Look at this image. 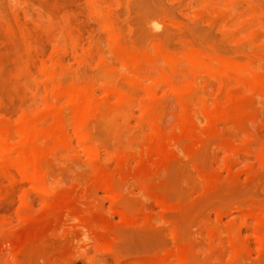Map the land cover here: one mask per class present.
<instances>
[{
    "label": "rangeland",
    "instance_id": "1",
    "mask_svg": "<svg viewBox=\"0 0 264 264\" xmlns=\"http://www.w3.org/2000/svg\"><path fill=\"white\" fill-rule=\"evenodd\" d=\"M122 48L153 51L150 63H140L152 64L155 76H141L145 66L141 79L134 78ZM261 53L264 0H0V129L8 127L12 142L21 128L37 125V120L48 123L49 131L53 117H48L60 101L62 112L70 106L63 119L71 147L67 142L41 154V163L36 161L39 181H27L11 169V181L19 184L7 183L10 179L0 174L5 177L0 179V264H264ZM160 55L177 64L171 68L174 74ZM154 61L173 78L172 86L158 83L155 95L148 91L150 79L159 73ZM217 63L224 67L221 72ZM229 66L245 80L230 73ZM232 79L239 82L226 88L221 84L224 93L221 86L218 90L221 80ZM129 83L147 87L143 91ZM173 85L179 86L176 92ZM82 99L87 106L79 104ZM205 107L209 115L201 113ZM76 113L80 117L74 118ZM79 118L84 123L80 119L82 126L78 123L75 131ZM12 127L18 128L17 135ZM78 131L84 136L78 137ZM88 144L87 153L82 147ZM116 153L120 161L114 160Z\"/></svg>",
    "mask_w": 264,
    "mask_h": 264
},
{
    "label": "bare ground",
    "instance_id": "2",
    "mask_svg": "<svg viewBox=\"0 0 264 264\" xmlns=\"http://www.w3.org/2000/svg\"><path fill=\"white\" fill-rule=\"evenodd\" d=\"M263 21V20H262ZM117 37H118V35H117ZM28 44V43H27ZM163 47V46H162ZM139 50V49H138ZM159 51H160V49H158ZM140 51H141V49H140ZM203 51V50H202ZM148 52V51H147ZM153 52V51H152ZM152 52L150 53H146V52H135V50L134 51H131V50H128V49H123L122 48V56H123V61H124V63H125V65H127V67L129 66V70H130V72H131V74H132V76L134 77V78H136V79H141L140 77L141 76H145L146 74V78L148 77V75H150V76H152V75H154L155 76V73L154 74H152V73H150L151 72V70H153L150 66L152 65V64H148V63H150L152 60H153V58L154 57H152L153 55H152ZM258 53V52H257ZM151 54V55H150ZM186 54V53H185ZM262 54V53H261ZM264 54V53H263ZM263 54L262 55H260V56H263ZM154 56H155V54H154ZM159 56V55H158ZM158 56L157 57H155L156 58V60H159V59H161V58H163L165 61H167L168 59L167 58H165L164 56L162 57L161 55H160V58L159 59H157L158 58ZM200 56H203V54H201ZM205 56L206 55H204V57L203 58H205ZM213 56V55H212ZM207 57H209V56H207ZM215 57V56H214ZM188 58V57H187ZM186 58V59H187ZM200 58H202V57H200ZM211 58V57H210ZM264 58V57H263ZM163 59H161V62H162V60ZM167 59V60H166ZM140 60H144L145 62H148L147 64L148 65H145V66H147L148 67V69H149V67L151 68V70L149 69H147L146 71L148 72V73H145L144 71V75H141L140 76V70H142V69H145L146 67L144 66V65H142L143 64V61H142V63H140L141 61ZM155 60V61H156ZM205 60V59H204ZM204 60H202V61H204ZM207 60V59H206ZM205 60V61H206ZM255 60V59H254ZM154 61V62H155ZM184 61V60H183ZM191 61H193V60H191ZM191 61H189V62H191ZM201 61V60H200ZM213 61V60H212ZM216 61V60H215ZM214 61V62H215ZM251 61V60H250ZM261 61V60H260ZM157 62H160V61H157ZM160 62V63H161ZM218 62V61H217ZM248 62V61H247ZM160 63H158V65L160 66L161 64ZM164 63V62H163ZM162 63V65H164ZM166 63H168L167 65H166V68L168 67H170V69L172 68V67H174V69L176 68L175 66L177 65H174L173 66V62H172V64L170 65V61H167ZM165 63V64H166ZM192 63V62H191ZM209 64H211V62H208ZM206 64V67L209 65V64ZM246 63V62H245ZM257 63V62H256ZM255 63V64H256ZM259 64L258 65H255V66H257V68L259 67V65H260V62H258ZM183 64V63H182ZM181 64V65H182ZM212 64L214 65V63L212 62ZM220 64L221 63H219V67H218V63H217V68H220L221 66H220ZM226 64V63H225ZM247 64H249V63H246V65ZM253 64V63H252ZM140 65L142 66V67H144V68H142L141 67V69H140ZM150 65V66H149ZM153 65H157L156 64V62L155 63H153ZM181 65H179V63H178V67L179 66H181ZM188 65V63H186L185 64V66H187ZM223 65V64H222ZM231 65V64H230ZM241 65V64H240ZM262 65V64H261ZM154 66V67H155ZM183 66V65H182ZM189 66V65H188ZM193 66H196V65H193ZM198 67H200V68H202V65L201 66H199V65H197ZM214 66H216V63H215V65ZM28 67V66H27ZM120 67V66H119ZM191 67V66H190ZM204 67L205 66H203V70H204ZM252 67V66H251ZM250 67V68H251ZM253 67H254V65H253ZM122 68V67H121ZM158 71H157V73H158V75L156 76V77H154L153 79H150V80H153V81H151L152 82V86L150 87L149 86V89H148V91L150 92V93H153L154 95H155V93L154 92H156V91H158L159 90V88H157V90L156 91H154L155 89H154V87H158L157 85H158V83H159V87H162V86H160V82H161V85H164V83H166L165 85H167V84H169L170 86H172L171 84L173 83V82H171L172 81V77H170L169 76V74L168 75H166V74H164V70L162 69V68H160V69H162V73L159 71V69H158V66H156L155 67ZM183 68V67H182ZM188 67H186V69H187ZM200 68H198L197 70H199ZM214 68H216V67H214ZM214 68H213V70L210 72L211 74H213V72H214ZM224 68V67H223ZM222 67L219 69V71L218 72H221V69H223ZM228 68H230V66L228 67ZM257 68H255V69H257ZM261 68H262V66H261ZM260 68V69H261ZM169 69V70H170ZM181 68H179V70H180ZM190 69V68H189ZM189 69H188V71H189ZM192 69V68H191ZM190 69V72L189 73H191L193 76H194V74L196 75V73L197 72H195V70L194 69H192L191 70ZM202 69H201V71H202ZM212 69V68H211ZM241 69V68H240ZM254 69V68H253ZM254 69V70H255ZM259 69V68H258ZM106 70V69H105ZM125 70V69H124ZM155 70V69H154ZM206 70V69H205ZM204 70V71H205ZM229 71H230V73L231 72H233L234 74H235V72L233 71L234 69H228ZM237 70V69H236ZM235 70V71H236ZM253 70V71H254ZM56 71V70H55ZM156 71V70H155ZM154 71V72H155ZM171 71H172V69H171ZM182 71V70H181ZM186 71V70H185ZM200 71V70H199ZM198 71V72H199ZM207 71V70H206ZM223 71V70H222ZM229 71H227L228 73H229ZM256 71H258V70H256ZM260 71H262V70H260ZM142 72V71H141ZM153 72V71H152ZM174 71H172V73H173ZM176 72V71H175ZM177 72H180V71H177ZM176 72V73H177ZM187 72V71H186ZM186 72H183L184 74L186 73ZM194 74H193V73ZM208 72V71H207ZM226 72V74L227 75H229V76H231L232 77V75L234 76V74H228ZM237 72V71H236ZM242 72H244V71H242ZM248 72V71H247ZM263 72H264V70H263ZM150 73V74H149ZM169 73V72H168ZM172 73H170L171 75H172ZM183 73H180V74H183ZM202 73V72H201ZM204 73V72H203ZM238 73V72H237ZM115 74V73H114ZM174 74V73H173ZM188 74V73H187ZM204 74H206V73H204ZM208 74V73H207ZM215 74V73H214ZM239 75H241L240 74V71H239V73H238ZM243 75H245L244 73H242ZM250 74V73H249ZM262 74V73H261ZM113 75V74H112ZM200 75V74H199ZM198 75V76H199ZM218 74H216V76H217ZM236 76H239V75H237V74H235ZM248 75V74H247ZM173 76V75H172ZM209 76H211L210 74H209ZM216 76L214 75V77L216 78ZM221 75H219V76H217V77H220ZM153 77V76H152ZM182 77V76H181ZM192 77V76H191ZM196 77V76H195ZM251 77V76H250ZM256 77V76H255ZM259 77V76H258ZM144 78V77H143ZM172 78V79H171ZM224 78V76H221V79H223ZM238 79H240V78H242V77H237ZM252 78V77H251ZM148 79V78H147ZM191 79V78H190ZM225 79H227V78H225ZM238 79H236V80H238ZM245 80V78H244V76H243V78H242V80ZM253 79V78H252ZM143 80V79H142ZM195 80H197V78L195 79ZM204 80H205V78H204ZM207 80H210V79H207ZM230 80H231V78H230ZM229 80V81H230ZM236 80H233L232 79V82L230 81V82H228L227 80V83L225 82V81H220V80H218V81H220V84L218 85L219 87H218V90H220L219 88H221L222 87V85H223V87H225V86H230V84L232 83V84H234L235 83V81ZM241 80V79H240ZM251 80V79H250ZM106 81V80H105ZM104 81V82H105ZM131 81H133V80H131ZM147 81V80H146ZM174 81V80H173ZM188 81V84H189V82H190V84H193L192 86H194V81L192 82V80H187ZM187 81H186V83H184V84H186L187 85ZM211 81H212V79H211ZM122 82V81H121ZM144 82V81H143ZM149 82V81H148ZM164 82V83H163ZM192 82V83H191ZM214 81H212V83H213ZM217 82V81H216ZM224 82L226 83V85H224ZM234 82V83H233ZM237 82H239V80L237 81ZM103 83V82H102ZM145 83V82H144ZM180 84H181V82H179ZM219 83V82H218ZM230 83V84H229ZM245 83V82H244ZM247 83V82H246ZM122 84V83H121ZM143 84V83H142ZM150 84V83H149ZM183 84V83H182ZM198 85H199V83H197ZM222 84V85H221ZM231 84V85H232ZM239 84H241L240 86H242V87H244L245 86V84L243 85L241 82L239 83ZM126 85V84H125ZM134 85H136V84H134ZM139 86H130V83H129V86L130 87H136L137 89H139L140 87H141V83L140 84H138ZM145 85H146V83H145ZM145 85H143L142 87H141V89L143 90V88H145V87H147V86H145ZM177 85V84H176ZM185 85V86H186ZM208 85V84H207ZM212 85V84H211ZM216 85V84H215ZM214 85V86H215ZM238 85V84H237ZM254 84H252V86H253ZM169 86V87H170ZM190 86V85H189ZM191 86V87H192ZM221 86V87H220ZM234 86V85H233ZM236 86V85H235ZM248 86V85H247ZM251 86V87H252ZM256 86V85H255ZM122 87V86H121ZM165 87H167V86H165ZM176 86H174L173 85V91L174 92H176V90L178 89V87L179 86H177L176 88H175ZM222 87V91L221 92H223L224 91V89L226 88H223ZM239 87V86H238ZM254 87V86H253ZM257 87V86H256ZM125 88V87H124ZM168 88V87H167ZM167 88H166V90H167ZM185 88H188L187 86L185 87ZM193 88V87H192ZM198 88V87H197ZM200 88H202V87H200ZM250 88V87H249ZM86 89H88V88H86ZM127 89V88H126ZM154 89V90H153ZM171 89V90H172ZM240 89V88H239ZM238 89V90H239ZM247 89V88H246ZM79 90V89H78ZM78 90H77V92L76 93H78ZM111 89H109V91H110ZM123 90V89H122ZM128 90V89H127ZM169 90V89H168ZM181 90V89H180ZM192 90H194V89H192ZM218 90H216V91H218ZM230 90H233V89H230ZM238 90L237 89H235V90H233L234 92H236V96H238L237 94H240V91L238 92ZM241 90V89H240ZM249 90V89H248ZM247 90V91H248ZM256 90V89H255ZM59 91H61V90H59ZM89 91V90H88ZM109 91L107 90L106 92H107V94H104V95H109ZM121 91V90H120ZM144 91V90H143ZM154 91V92H153ZM162 91V90H161ZM165 91V90H164ZM164 91H163V94H164ZM212 91V90H211ZM232 91V92H233ZM86 92V91H85ZM85 92H84V94H85ZM113 92H114V94H118L119 95V92L118 93H116V91H115V89H113ZM112 92V93H113ZM127 92H129V91H127ZM136 92H138L137 90H136ZM140 92V91H139ZM168 92V91H167ZM195 92V91H194ZM214 92H215V90H214ZM228 92V91H227ZM238 92V93H237ZM246 92V91H245ZM258 92V91H257ZM262 92V91H261ZM72 94H73V91L71 92ZM104 93H105V91H104ZM134 93V92H133ZM142 93V92H141ZM145 93V92H144ZM144 93H142L143 94V96L144 97H147V94H145L144 95ZM203 93H205V92H203ZM219 91L217 92V95H219ZM224 93V92H223ZM228 93H231L230 91L228 92ZM248 93V92H247ZM56 94V93H55ZM61 94H63V92H61ZM67 94V92L66 91H64V94L63 95H66ZM70 94V93H69ZM80 94H83L82 92L80 93ZM83 94V95H84ZM114 94H112V95H114ZM131 94V93H130ZM134 94H136V93H134ZM157 94V93H156ZM180 94V93H179ZM195 94V93H194ZM234 94V93H233ZM246 94V93H245ZM58 95V94H57ZM63 95H62V97H63ZM71 95V94H70ZM112 95H110L111 96V98H113L112 97ZM117 95V96H118ZM124 95V94H123ZM220 95H222V94H220ZM227 95V94H226ZM60 96V95H59ZM66 96H68V98L65 100V102H70V98H69V95H66ZM80 96H82V95H80ZM79 96V100H81L80 97ZM88 96H90L89 94H88ZM99 96V95H98ZM116 96V97H117ZM121 96V95H120ZM131 96H133V95H131ZM130 96V97H131ZM148 96H151L152 97V95H148ZM157 96V95H156ZM200 96V95H199ZM203 96H205V95H203ZM223 96V95H222ZM222 96H219V98H222ZM56 97H58V96H56ZM107 97L108 96H106V99H107ZM208 97V96H207ZM51 98V97H50ZM52 98H54V97H52ZM51 98V100H52V103L54 104V102L53 101H55V100H53ZM63 98H66V97H63ZM62 98V99H63ZM71 98H72V95H71ZM77 98H78V95H77ZM83 98H85V97H83ZM89 98V97H88ZM141 98H142V95H141ZM148 98H150V97H148ZM196 98V97H195ZM201 98V97H200ZM233 98V97H232ZM256 98H257V95H256ZM59 99H61V96L59 97ZM59 99H57V100H59ZM69 99V100H68ZM86 99H87V97H86ZM101 99V98H100ZM110 99V98H109ZM113 99H115V97L113 98ZM120 99H122L121 97L119 98L118 97V100H120ZM136 99H137V97H136ZM135 99V100H136ZM155 99H157V98H155ZM192 99V98H191ZM218 99V98H217ZM258 99V98H257ZM47 101L48 100H50V99H46ZM56 100V101H57ZM83 100V99H82ZM104 100H105V98H104ZM115 100H117V98L115 99ZM148 100V99H147ZM210 100V99H209ZM228 100H230V99H227V101ZM235 100V99H234ZM46 101V102H47ZM89 101L90 102H93V99H89ZM112 101V100H111ZM184 101H185V99H184ZM207 101V100H206ZM224 101H225V98H224ZM45 102V105L46 104H49V103H51V102H47L46 103ZM58 102V101H57ZM68 102L65 104V105H67L68 104ZM77 102H79V101H77ZM84 103L85 104V102H86V104L84 105V104H82V103ZM147 102V101H146ZM188 102L189 101H187L186 103L188 104ZM198 102V101H197ZM196 102V103H197ZM204 102V101H203ZM226 102V101H225ZM229 102V101H228ZM227 102V103H228ZM60 101L57 103L58 104V106H60ZM63 103H64V101H63ZM62 103V104H63ZM87 101L86 100H83V101H80V105L82 106H87ZM105 103V102H104ZM103 103V104H104ZM200 103V102H199ZM79 104H78V106H79ZM102 103H101V105H103ZM121 104V103H120ZM154 104V103H153ZM210 104V103H209ZM224 104V103H223ZM223 104H221V106L223 105ZM236 104V103H235ZM64 105V104H63ZM62 105V106H63ZM118 105V104H117ZM148 105H150V104H148ZM188 105H191L190 103L188 104ZM187 105V106H188ZM214 105V107H212L211 105V109H213L214 108V110H215V112L217 111V106H216V104H213ZM43 106V105H42ZM49 105H47V106H43V107H48ZM52 106H54V105H51L50 107H52ZM58 106H56L54 109H55V112H54V114H51V115H49V117L48 118H51V117H53V119H52V121L50 120V122H53L52 123V126H51V129L48 131V130H46V125H48V123H46V125L44 126L43 124H45V122H43V123H41L42 124V126H44V128L42 127V126H40L41 124L40 123H38L37 121H40V120H37L36 121V124L38 125H31V126H29V128L27 129L26 127H25V129H23V128H21V130H20V128H19V126H20V124H18L19 126H16V127H18L19 128V130H20V135H19V139H16V141H14V142H12L11 141V132L9 133V129H8V127L7 126H3V127H1V129H0V174L2 173L3 175H5V176H7L8 177V179H10V182H8V180H7V183H15L16 181H11V179H13V177L15 176V174L12 172V170H14L15 172H16V174H18V175H20L22 178L23 177H25V179L27 180V181H29L28 179L30 178V179H32L33 181H36V180H40L41 179V173L39 172V168H38V166H39V164H38V162L36 163V161H40V163H41V161L43 160H39V157L41 156V154L42 153H44V155L46 154L45 152H47V150L49 149H51L53 146L55 147V146H58V145H63V146H61V147H64L65 145H66V143L68 142V146H69V143H70V137L68 136V134H69V132H68V130H67V132H66V128H65V124L67 123H65L64 122V119H63V113L65 114L66 113V111H68V110H70V106L69 107H67V108H69L68 110H64L65 112H62V109H61V107H58ZM80 106V107H81ZM92 106V105H91ZM103 106H106V104L105 105H103ZM151 106V105H150ZM193 106V105H192ZM191 106V107H192ZM197 105H195V107H196ZM209 106V107H210ZM216 106V107H215ZM66 107V106H65ZM95 107V106H94ZM101 108H103L102 106H100ZM157 107V106H156ZM159 107V106H158ZM161 107V106H160ZM194 107V106H193ZM198 107V106H197ZM79 108V107H78ZM78 108H76L77 109V111H78ZM88 108V107H87ZM93 108V107H92ZM101 108H99L100 110H102ZM124 108V107H123ZM144 108V107H143ZM53 109V110H54ZM81 109V110H80ZM98 109V108H97ZM105 108H103V110H104ZM111 110L113 109V107L112 108H110ZM116 109V108H115ZM145 109V108H144ZM144 109L143 110H141L142 111V115H144L143 117L144 118H146L145 116H146V114H145V112H144ZM160 109V108H159ZM207 110V108L205 107L204 108V110ZM52 110V109H51ZM74 110H75V108H74ZM79 110H80V112L81 111H84V109L82 110V108H79ZM94 110V109H93ZM99 110V111H100ZM108 109L106 108L105 109V111H107ZM124 110V109H123ZM147 110V109H146ZM190 110V109H189ZM191 110H192V108H191ZM194 110V109H193ZM206 110H205V112L203 111V109H202V111H201V113H206ZM210 110V109H209ZM49 111V110H48ZM91 111L92 110H90V111H87V110H85L84 112H88V114L89 113H91ZM109 111V110H108ZM180 111V110H179ZM45 112V111H44ZM70 112V111H69ZM69 112H68V114H69ZM75 112V111H74ZM84 112H82V113H79V114H84ZM125 112V111H124ZM138 112V111H137ZM151 112V111H150ZM78 113H76L75 115H74V118H75V116L77 115L78 116ZM93 113V112H92ZM126 113V112H125ZM151 113H153V112H151ZM183 113H185V111H183ZM182 113V117H183V115H185V114H183ZM210 113V112H209ZM209 113L207 112L206 113V115L208 114L209 115ZM243 113V112H242ZM241 113V114H242ZM47 114V113H46ZM50 114V113H49ZM192 114H194V115H196L195 114V112H193L192 111ZM191 114V115H192ZM48 115V114H47ZM65 115H67V113L65 114ZM85 115V114H84ZM83 115V117H84V119H86L85 118V116ZM110 115V114H109ZM150 115V114H149ZM148 115V116H149ZM178 115V114H177ZM194 115H193V117H194ZM198 115V114H197ZM211 115V114H210ZM221 115V114H220ZM246 115V114H245ZM69 116V115H68ZM189 116V115H188ZM187 116V117H188ZM204 116V115H203ZM223 116V115H222ZM40 117H41V115H40ZM78 117H80V115L78 116ZM108 117V116H107ZM199 117V116H198ZM214 117V116H213ZM217 117V116H216ZM42 118H44V117H42ZM48 118L46 117V119L48 120ZM72 118V117H71ZM186 118V117H185ZM196 118V117H195ZM222 118V117H221ZM67 119V118H66ZM81 119V121L84 123V119H82V118H79L78 120H76V126H75V128H76V130L75 129H73V130H75V131H77L78 129H79V127H81L82 126V122L81 121H79ZM153 119V118H152ZM200 119V118H199ZM208 119V118H207ZM42 120V119H41ZM47 120H45V121H47ZM75 120V119H74ZM178 120V119H177ZM183 120V119H182ZM187 120H188V118H187ZM187 120H185V122L187 121ZM17 121V120H16ZM35 121V120H34ZM44 121V120H43ZM49 121V120H48ZM79 121V122H78ZM148 121V120H147ZM197 121V120H196ZM33 122V121H32ZM71 122V121H70ZM150 122V121H149ZM184 122V121H183ZM189 122H190V120H189ZM24 123V122H23ZM35 123V122H34ZM69 123V122H68ZM75 123H72V124H75ZM78 123H80L81 124V126H79V124ZM140 123V122H139ZM147 123V122H146ZM152 123V122H151ZM7 124H9V123H7ZM15 124V123H14ZM148 124V123H147ZM185 124V123H184ZM191 124V123H190ZM255 124V123H254ZM11 126H14V125H12V124H10ZM16 125V124H15ZM77 125H78V129H77ZM177 125V124H176ZM198 125V124H197ZM231 125V124H230ZM24 126V125H23ZM67 126V125H66ZM73 126V127H74ZM140 126H142V125H140ZM149 126V125H148ZM147 126V127H148ZM181 126V125H180ZM188 126V125H187ZM15 127V126H14ZM144 127V126H143ZM18 128H16V130L15 129H13V127H12V129H13V131L15 130L17 133H16V135L19 133V130H18ZM181 128H182V126H181ZM48 129V128H47ZM179 129V128H178ZM149 130V129H148ZM176 130H177V128H176ZM10 131H12L11 130V128H10ZM12 131V132H13ZM159 131H161L160 129H159ZM177 132V131H176ZM197 132V131H196ZM14 133V132H13ZM78 133H80L79 131L77 132V135H79L78 137H80L81 135L80 134H78ZM161 133V132H160ZM9 134H10V136H9ZM162 134V140H163V133H161ZM178 134H179V132H178ZM199 134V133H198ZM82 136H84V135H82ZM69 137V138H68ZM84 139V138H83ZM166 139H167V137H166ZM175 139V138H174ZM204 139V138H203ZM51 141V142H48V141ZM82 140V139H81ZM169 140H170V138H169ZM233 140V139H232ZM158 141V140H157ZM181 141V140H180ZM166 142V141H165ZM247 142V141H246ZM163 143H164V141H163ZM168 143H170L169 141H168ZM172 143V142H171ZM165 144V143H164ZM181 143L179 142V145H180ZM208 144V143H207ZM77 145V144H76ZM85 146V145H84ZM88 146L90 147V144H88L87 146H85V147H82V145H81V147L82 148H85V150H86V147H87V150H89L90 148H88ZM92 146V145H91ZM144 146V145H143ZM149 146V145H148ZM160 146V145H159ZM162 146V145H161ZM61 147H59L60 149H61ZM150 147H152L151 145H150ZM188 147V146H187ZM255 147V146H254ZM66 148V147H65ZM69 148H71L70 146H69ZM53 149V148H52ZM93 149L94 150H96L95 149V147H93ZM63 150V149H62ZM86 150V151H87ZM124 150V149H123ZM131 150V149H130ZM148 150V149H147ZM155 150V149H154ZM188 150V149H187ZM56 151H58V149H56ZM55 151V152H56ZM63 151H65V150H63ZM149 151V150H148ZM152 151V150H151ZM84 152V151H83ZM92 152V151H91ZM97 153V150L96 151H94L93 153ZM128 152V151H127ZM132 152V151H131ZM130 152V154H133V153H131ZM146 152V151H145ZM157 152V151H156ZM179 152V151H178ZM241 152V151H240ZM51 153V152H50ZM72 153V152H71ZM87 153H88V151H87ZM124 153V152H123ZM135 153H136V151H135ZM134 153V154H135ZM147 153V152H146ZM145 153V154H146ZM188 153V152H187ZM235 153V152H234ZM52 154V153H51ZM114 154V153H113ZM117 154V153H116ZM120 154V153H119ZM121 154H122V152H121ZM125 155H123V158L125 159L126 157H128V154H129V152H128V154L127 153H124ZM127 154V155H126ZM140 154V153H139ZM157 154V153H156ZM236 154V153H235ZM240 154V153H239ZM246 154V153H245ZM47 155H49L48 153L46 154V156ZM55 155V154H54ZM53 155V156H54ZM83 155V154H82ZM90 155L91 154H88V156H89V158H90ZM141 155V154H140ZM92 156V155H91ZM136 156V155H135ZM139 156V155H138ZM242 156V155H241ZM114 157V156H113ZM130 157V156H129ZM142 157H144V155L142 156ZM148 157V156H147ZM146 157V158H147ZM93 158H94V156H93ZM92 158V159H93ZM115 158H117V160H115ZM119 158H121V157H119ZM136 158V157H135ZM38 159V160H37ZM91 159V158H90ZM95 160H96V158H94ZM140 159V158H139ZM182 159V158H181ZM95 160L93 161L94 162V164H95ZM101 160V159H100ZM114 160L115 161H120V159H118V154H117V157L115 156L114 157ZM132 160V159H131ZM140 160H142V159H140ZM147 160V159H146ZM244 160V159H243ZM127 161H129V160H127L126 159V162ZM139 161V160H138ZM175 161V160H174ZM248 161V160H247ZM123 162V161H122ZM122 162H120V164L122 163ZM125 162V163H126ZM134 162H136L135 160H134ZM145 162V161H144ZM98 163V164H97ZM96 164H97V166H99L100 164H99V162H97ZM117 163V162H116ZM124 163V164H125ZM129 163V162H128ZM143 163V162H142ZM38 164V165H37ZM43 164V163H42ZM41 164V165H42ZM127 164V163H126ZM139 164V163H138ZM115 165V164H114ZM128 165V164H127ZM145 165V164H144ZM101 166V165H100ZM116 166V165H115ZM120 166V165H119ZM124 166H126V165H124ZM101 167H103V166H101ZM262 167V166H261ZM121 168H122V166L121 167H119V170H121ZM12 169V170H11ZM97 169V168H96ZM128 169V168H127ZM225 169V168H224ZM110 170V169H109ZM109 170H107V171H109ZM126 170V169H125ZM98 171V170H97ZM123 171H124V168H123ZM126 171H128V170H126ZM134 172V171H133ZM99 173V172H98ZM97 173V174H98ZM105 173V172H104ZM103 172H102V174H104ZM122 174H124V173H121L120 171H119V176L120 175H122ZM2 175V176H3ZM18 175H16V177L17 178H19V176ZM106 175H107V173H106ZM2 176H0V179H1V177ZM102 176H105V174L104 175H102ZM118 176V177H119ZM117 177V176H116ZM121 177V176H120ZM125 177V176H124ZM2 178H5V177H2ZM22 178H21V180H22ZM106 178V177H105ZM20 179V178H19ZM43 179V178H42ZM6 180V179H5ZM21 180H19V182H21ZM26 180H24V181H26ZM32 180H31V185H32ZM23 181V180H22ZM118 182V181H117ZM18 182H16V184H17ZM30 183V182H29ZM15 184V185H16ZM19 184V183H18ZM38 185H36V186H38V188H35V189H38V190H40L41 191V189L42 188H40L39 187V183H37ZM114 184V183H113ZM110 185V184H109ZM132 185V184H131ZM218 185V184H217ZM33 186H34V182H33ZM36 186H34V187H36ZM89 186H90V184H89ZM113 186V185H112ZM42 187V186H41ZM15 188V187H14ZM40 188V189H39ZM44 192H45V190L44 189H42ZM86 190V189H85ZM88 191V190H87ZM42 192V191H41ZM47 192V191H46ZM46 192H45V194H46ZM80 192V191H79ZM91 192V191H90ZM89 192V193H90ZM23 193V191L20 193V194H22ZM43 193V192H42ZM50 193V192H49ZM2 194V193H1ZM62 194V193H61ZM80 194V193H79ZM78 194V195H79ZM91 194V193H90ZM28 195V194H27ZM47 195H49L48 194V192H47ZM86 194H84V196H85ZM113 195H115V194H113ZM3 196V195H2ZM21 196V195H20ZM87 196V195H86ZM216 196V195H215ZM16 197H17V195H16ZM55 198H56V196H54ZM57 197H59V196H57ZM89 197V196H88ZM214 197V196H213ZM212 197V198H213ZM20 198V197H19ZM28 198V197H27ZM63 198V197H62ZM64 198H66V197H64ZM68 198V197H67ZM84 198V197H83ZM113 198V197H112ZM58 198H56L54 201H56ZM82 199V198H81ZM87 199V198H86ZM91 199V198H90ZM110 199V198H109ZM116 199V198H115ZM23 200L24 199H22L21 201H22V203L24 204V202H23ZM84 200V199H83ZM113 200V199H112ZM28 201V200H27ZM61 202V201H60ZM64 202V201H63ZM20 203V202H19ZM26 203V202H25ZM55 203V202H54ZM30 204V203H29ZM55 204H57V203H55ZM95 204V203H94ZM161 204V203H160ZM21 205V204H20ZM24 205H26L27 206V204H24ZM44 205H45V203H44ZM52 205H53V203H52ZM21 206H23V205H21ZM170 206V205H169ZM172 206H174V205H171V208H172ZM51 209V208H50ZM173 209V208H172ZM263 210V209H262ZM120 213H121V210L119 211ZM128 213V212H127ZM241 214V213H240ZM261 214H264V212L263 213H261ZM72 215V214H71ZM75 215V214H74ZM242 215V214H241ZM251 215H253V213L251 214ZM260 215V214H259ZM68 216V215H67ZM250 216H248V218H249ZM258 217V216H257ZM129 218V217H128ZM253 218V217H252ZM25 219V218H24ZM72 219V218H71ZM74 219V218H73ZM5 221V220H4ZM256 221H257V219H256ZM76 222V221H75ZM1 223V222H0ZM258 223V222H257ZM3 224V223H2ZM4 226V225H3ZM102 226V225H101ZM264 226V225H263ZM262 228V227H261ZM260 228V229H261ZM262 229H264V228H262ZM100 230V229H99ZM226 230V229H225ZM230 231V230H229ZM5 233H6V231H5ZM233 233V232H232ZM231 233V234H232ZM216 236V235H215ZM218 236V235H217ZM264 239V238H263ZM256 240H257V238H256ZM228 241V240H227ZM240 243V242H239ZM222 244V243H221ZM227 245V244H226ZM240 245V244H239ZM107 246V245H106ZM240 248V247H239ZM244 248V247H243ZM263 248V247H262ZM259 249H260V247H259ZM244 250V249H243ZM225 251V250H224ZM184 252V251H183ZM241 254V253H240ZM243 254H244V252H243ZM15 255V254H14ZM177 256H179V255H177ZM181 256V255H180ZM179 256V257H180ZM235 256V255H234ZM7 257V256H6ZM187 257V256H186ZM193 257V256H192ZM236 257H238V256H236ZM235 257V258H236ZM1 258V257H0ZM3 258V257H2ZM183 258V257H182ZM180 259V258H179ZM232 259V258H231ZM18 260V259H17ZM16 260V261H17ZM183 260V259H182ZM181 260V261H182ZM188 260V259H187ZM178 261V260H177ZM186 261V260H185ZM7 262H9V261H6V264H7ZM13 262V261H12ZM11 262V263H12ZM187 262V261H186ZM13 263H16V262H13ZM12 263V264H13ZM183 263V262H182ZM234 263V262H233ZM5 264V263H4ZM8 264H10V262L8 263ZM131 264V263H130ZM144 264V263H143ZM159 264V263H158Z\"/></svg>",
    "mask_w": 264,
    "mask_h": 264
}]
</instances>
